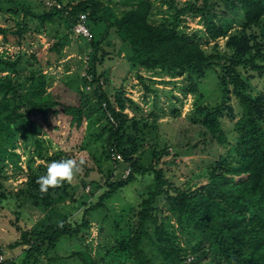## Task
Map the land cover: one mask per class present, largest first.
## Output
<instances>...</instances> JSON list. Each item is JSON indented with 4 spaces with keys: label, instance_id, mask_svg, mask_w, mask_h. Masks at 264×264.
<instances>
[{
    "label": "trees",
    "instance_id": "1",
    "mask_svg": "<svg viewBox=\"0 0 264 264\" xmlns=\"http://www.w3.org/2000/svg\"><path fill=\"white\" fill-rule=\"evenodd\" d=\"M127 1L130 7L119 11L100 5L99 0H78L74 5L64 6L49 1L51 9L35 12L26 0H0L2 10L7 7L16 15L24 13L31 20H38L39 25L59 20L72 31L80 15L88 13L95 52L89 78L66 75L52 86L54 80L50 81L41 69L26 73L23 80L0 77V130L17 123L27 125L35 119L42 120L46 127L61 119L71 128L81 129L87 122L84 105L89 101L85 92L88 84L108 115L107 158L119 164L117 156H120L131 168L125 179L108 183L97 202L83 201V205L89 206L80 222H71L66 214L65 220H60L54 204L75 197L80 185L71 186L65 181L63 186L41 191L37 180L45 174L48 165L40 164L36 169L30 166L26 181L17 191H10L2 180L1 167L0 202L12 203L15 199L20 207L30 204L46 208L48 216L45 224L23 232L21 240L10 246H28L21 261L1 256L0 264H37L44 252L55 248L64 237H84L90 225L88 214L105 206V201L133 182L137 174L148 172H153L156 187L142 199L138 222L130 238L119 246L123 255L133 258V264H199L197 260L208 254L219 264H264V94H253L242 75V69H248L264 77V0H221L226 7L239 9L244 18L241 30L229 35L223 22L209 16L210 11L219 7L220 0ZM156 2L161 5L157 10ZM162 6L166 9H161ZM159 13L163 14L160 21L154 22L152 18ZM187 16L203 19V36L208 40L186 31ZM98 25H104L108 33L112 30L131 49L130 62L136 68L162 70L172 76L188 73L193 77L195 73L204 75L208 69L221 67L222 102L215 108L198 107L202 122L219 144L227 145L229 138L221 116L225 109L231 114L234 111L229 103L231 95L239 99L242 113L235 123L234 143L226 155L209 167L208 183L199 191L191 190V186L175 187L163 171L144 166L136 157L141 138L126 131L129 123L137 126L136 118L126 111L130 106L136 108V102L125 96L122 87H118L111 99L101 86L111 80H101L105 72L97 70V62L102 63L106 56L102 53L98 57L100 42L93 35ZM11 33L19 38L24 30ZM0 35L8 42L10 30L0 25ZM225 36H228L226 47L233 50L231 55L220 49L218 39ZM65 37L58 34L51 50L60 53ZM209 40L214 41L210 53L203 47V41ZM22 66L20 56L15 60L0 59L3 71ZM197 90V84H192L191 92ZM37 149L39 158L43 159L40 141ZM242 174L246 177L237 181L235 176ZM82 185L83 192L78 196L83 197L86 183ZM171 187L177 192L172 193ZM71 257H78L84 264H96L86 250L74 251Z\"/></svg>",
    "mask_w": 264,
    "mask_h": 264
},
{
    "label": "rangeland",
    "instance_id": "2",
    "mask_svg": "<svg viewBox=\"0 0 264 264\" xmlns=\"http://www.w3.org/2000/svg\"><path fill=\"white\" fill-rule=\"evenodd\" d=\"M26 1L35 12L51 9L49 1L61 3L62 6L78 2ZM141 1L143 0H136L135 3ZM99 2L100 5L110 6L116 11L130 7L127 0ZM160 6V3L156 2L155 10ZM161 9H166V6ZM161 15L163 14L155 15L153 21L159 22ZM209 16L223 22L228 35L241 30L244 23L240 10L226 7L221 0L219 7L210 11ZM184 20L189 34L196 32L208 40L207 36H203L205 25L202 18L187 16ZM39 24L38 20H31L30 16L24 13L16 15L7 7L3 10L0 8V25L10 30L8 42L0 35V59L15 60L20 56L23 62V66L17 70L0 69V77L10 76L23 80L26 73L41 69L50 81L54 80L52 86L66 75L79 74L81 77H87L95 56L92 39L73 33L59 20L55 23ZM19 29H23L24 34L18 38L11 32ZM93 33L100 42L98 57L102 53L106 54L102 63L97 62V70L100 73L105 72L101 80H111L101 86L111 99L114 98L118 87H122L125 96L136 102V108L130 106L126 110L131 118H136L137 123V126L129 123L126 131L141 138L136 157L141 159L144 166L163 171L175 187L184 189L191 186V190L199 191L208 183L209 167L219 160L221 155H226L234 143L235 123L242 113L239 99L231 95L229 103L234 111L231 114L225 109L221 116L222 127L229 138L227 145L219 144L202 122L203 116L199 114L198 107L215 108L222 102L223 93L219 78L221 67L208 69L204 75L195 73L193 77L188 73L172 76L162 70L147 71L132 65L131 49L123 44L112 30L108 33L104 25H98ZM58 34L67 36L61 45L60 53L51 50ZM227 39L228 36H225L218 41L222 52L231 55L233 50L226 47ZM213 45L212 40L203 41V47L208 53L213 51ZM242 75L253 94H264L263 76L248 69H242ZM194 83L197 84L198 90L191 92ZM93 91V87L87 84L85 92L89 101H85L84 105L87 122L81 129L71 128L61 119L52 127H46L42 120L35 119L27 125L17 123L0 130L1 175L10 191H17L21 183L26 181L30 166L36 169L40 164L48 165L51 161L66 156L85 160L81 171L75 174L70 182L67 181L71 186L80 185V192L73 198L69 197L64 202L54 204L62 221L65 220L66 214L67 220L80 222L89 204L99 200L100 195L108 188V183L125 179L127 176L126 170L129 166L123 158L117 156L119 164L107 158L108 115ZM1 98L0 94V100ZM39 141L43 148V159L39 158L37 152ZM112 158L115 159L113 156ZM245 177L246 174H242L235 176V179L238 181ZM83 183H86V193L82 197L78 195L83 192ZM61 185L63 186L62 183ZM155 187L153 172L137 174L133 182L107 199L105 206L88 214L90 225L84 237H64L55 248L44 252L37 264H84L78 257H71L74 251L81 250L88 251L96 264H133V258L123 255L119 246L130 238L138 222L142 199ZM171 192L176 193L177 190L171 187ZM83 201H89V204L83 205ZM47 216L46 208L30 204L20 207L15 199L12 203L0 202V260L1 256H5L20 262L24 249L28 246H10L21 240L23 232L45 224ZM197 261L199 264H219L212 254L201 256Z\"/></svg>",
    "mask_w": 264,
    "mask_h": 264
},
{
    "label": "clouds",
    "instance_id": "3",
    "mask_svg": "<svg viewBox=\"0 0 264 264\" xmlns=\"http://www.w3.org/2000/svg\"><path fill=\"white\" fill-rule=\"evenodd\" d=\"M85 164L84 159L61 158L51 161L46 169L45 174L41 175L37 183L41 191H48L50 188L59 186L61 183L70 182L73 176L81 171Z\"/></svg>",
    "mask_w": 264,
    "mask_h": 264
},
{
    "label": "built area",
    "instance_id": "4",
    "mask_svg": "<svg viewBox=\"0 0 264 264\" xmlns=\"http://www.w3.org/2000/svg\"><path fill=\"white\" fill-rule=\"evenodd\" d=\"M87 18H88V13L81 14L78 22L73 26V31L77 35L88 37L90 39L92 36V30L88 25ZM86 75H88V78L91 76L90 74H86ZM130 170H131L130 167L126 170L127 175L130 173Z\"/></svg>",
    "mask_w": 264,
    "mask_h": 264
}]
</instances>
